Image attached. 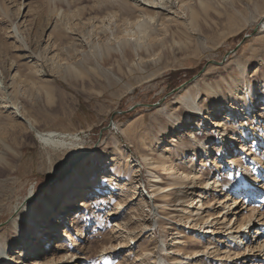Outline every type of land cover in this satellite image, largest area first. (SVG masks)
Masks as SVG:
<instances>
[{
    "label": "rangeland",
    "instance_id": "1",
    "mask_svg": "<svg viewBox=\"0 0 264 264\" xmlns=\"http://www.w3.org/2000/svg\"><path fill=\"white\" fill-rule=\"evenodd\" d=\"M156 1L0 0V151L15 154L0 174V239L15 219L31 227L0 264H21L13 257L20 245L31 264L35 230L42 264H264V0H212L195 25L188 15L198 0ZM120 7L142 14L150 33L129 37L135 26L123 23ZM170 30L190 48L171 46ZM122 39L133 51L151 43L157 52L120 60L132 70L121 75L115 56L100 65L96 46L114 45L121 56ZM75 64L99 74L61 71ZM10 123L14 140L5 134ZM50 130L72 136L67 153L37 139ZM76 169L90 177L81 194L71 187ZM62 181L69 187L41 210ZM86 197L78 222L63 218V206ZM56 216L60 224L51 225ZM49 226L56 237L42 244Z\"/></svg>",
    "mask_w": 264,
    "mask_h": 264
},
{
    "label": "bare ground",
    "instance_id": "2",
    "mask_svg": "<svg viewBox=\"0 0 264 264\" xmlns=\"http://www.w3.org/2000/svg\"><path fill=\"white\" fill-rule=\"evenodd\" d=\"M147 1L151 4V7L154 6V5H156V4H160L157 1L155 2V0H147ZM161 4L162 5H165V3H161ZM197 4H199V6L197 5L196 8H192L190 10V12H189V15H188V19H189V22L191 23V25H195V22L198 20V16L200 14L207 15L208 14V11L213 7L212 0H198V3ZM229 4L231 6H233V7H237L238 6V4L236 6V0H230ZM107 8H108V5H105V6H99V7H92L89 10L92 11L93 13L99 14V13L105 11ZM143 9L144 10H142V11L144 12V14L149 19H153L154 14L150 13V10L147 7L143 8ZM118 11H119V14H121V15L125 14V15H127L129 17V19L128 18L123 19V23L124 24H127V20H130V18H131V21H133L132 23L135 26V29H133V27L130 28L131 30L133 29V31L130 30L132 32V34L127 33V35L129 34V37L130 36H134L135 34H137V35H139L141 33L144 34L145 31H146V29L147 28L148 29L150 28V25L146 21L143 22V23H141V21H139L140 20V17L142 16V14L141 15H140V13L135 14V12H134L133 9H128V8H125V7L124 8L123 7H120L118 9ZM225 14H226V17L227 18L228 17L230 18V16L232 14H234V11H227ZM198 30L200 32H202V33L205 32V28H203L202 26H200ZM150 31H151V29L148 30L149 33H150ZM62 33H63V31H60V41L65 39V36L62 35ZM149 33H148V35H149ZM169 35H170L169 38H170L171 46H173V44H178L179 43L177 47H178V50H181V51H186V50H188L190 48L188 44L182 45L183 42H180L179 33L178 32H175V30H172V31L170 30L169 31ZM141 38H143V37H141V36L140 37L139 36L137 37L138 40L141 39ZM117 44H118L117 47L120 50V55L121 56H118V54H117V48H115L116 46L114 47V45L107 44V43H103V44H98L96 47L98 48V51L100 52L99 54H101V56H100V65L103 66V65L107 64L109 62V60L112 59L115 56L118 60L116 59L117 64H116L115 67L113 66L114 67L113 69L116 72H118L119 74H121V75H127L128 73L132 72V70L130 69L128 73L127 72H123V70H122V68H123L122 65L123 64L121 65L120 60H124V62H125V60H129L131 57H134L135 55L138 56V57H143L144 54H146L147 57H148V56L154 55V52L155 51L157 52L156 45L155 44H151V43L146 48H144V49L141 48V50L136 49L135 51H133V45L134 44L132 42L128 41V39L127 40L126 39H122V42L120 44L119 43H117ZM95 51L97 52V50H95ZM165 53H167V52H164V54ZM85 66L80 65V64H75V66L74 65L68 66V67H66V69H61V71H65V75L66 76L68 75L71 78L73 77V79L74 78H77V77L78 78L79 77L82 78L83 75H87V76L88 75H91L92 72H94L96 75L99 74V72L98 71H95L94 68H93V70H89V69H85L84 68ZM102 66H99V67H102ZM53 70H54V72H56V74H59L57 72V69L56 68H53ZM100 75L103 76V78L109 79V78H107L108 77L107 75L104 76L101 73H100ZM0 87H3V80L1 79V77H0ZM46 91H47V93H46L47 95H49L51 93V91H48V89ZM185 97L186 96L183 95V98H185ZM12 104L15 105L14 103H12ZM262 109H264V108H262ZM15 110H17V109H15ZM26 116L27 115L24 116L23 122L26 123V125L31 129L32 127H34V125H33L32 121L29 118H27ZM199 125H200L199 122L196 120L189 127L190 128L195 127V126L196 127H199ZM13 126H14V124L12 125L11 123L9 124V126L7 125V129H6V132H5V134H8V137L10 139H13L14 138V135H15V130L12 128ZM186 131L187 130L184 129V128L183 129H179L178 131H175L174 132V135H172L170 137L171 138L170 140H173L176 137L184 136L187 133ZM36 135H37V139L44 146L50 147L52 149L63 150L64 153H67L65 151L70 150L71 147H72L71 141H67V140H71L72 139V136H70V135H67V134H64V133H59V132H56V131H53V130H50V131H37L36 132ZM58 155L60 156V153ZM4 156H5L4 155V152L0 151V174L1 173H8V172H10L11 168L13 167V166H11L9 164L10 162L7 163L5 159L8 158V157H10L11 160H14V158H15V154H13V153L12 154L11 153H7V157L6 158ZM74 162L75 161H73L72 164ZM95 170H96L97 173L98 172L100 173L102 171L100 169V167L99 168H96ZM91 172H93V170ZM73 176H74L73 177L74 182H73V184H72L71 187H73L74 190H78L79 191L78 193L81 194V190L85 188V186H86L85 183H86V181L90 177L89 178L87 177L88 179L83 180L84 177L81 176V174L79 173V170H77V169H76L75 172H73ZM96 178H97V182L96 183L98 184V182H99V180H98L99 176L97 175ZM68 187H69V182H65V181L59 182L57 184V186H55L54 192L51 195L52 197H50L49 200H44V201L42 200V206L40 205L41 206V210H45V212H48L49 209L56 202L57 197L61 194V192H64ZM235 189L236 190H239V191H236V194L237 193H242L241 192V189H238V188H235ZM74 193H76V192H74ZM91 194H93V193H91ZM89 201H91V199H88V197L82 198L81 200H78L77 202H74L72 204H69L67 206V209L68 210H65L66 207L64 208V206H63V208H61L59 211L61 213L63 211L65 212V214L63 215V218H66L67 216H70V215L72 217H74L75 216L74 214L76 213L75 210H77V209L79 210L81 207L87 205V202H89ZM66 204H68V203H65L64 205L66 206ZM28 209H24L23 212H22V214L25 217H27V214H29L28 211L30 209L29 210ZM44 214L42 215V217L44 216ZM61 220H62V217L60 218V217H57L56 216V217L50 219V224L51 225L52 224L59 225ZM73 221L78 222V220H76L75 217L73 218ZM70 227H72V226L70 225V222H68L65 225V227H64V229H65L64 231H66ZM241 227H242V224L240 223L238 229H240ZM48 229H49V232L47 231L46 238L43 239V240H40V242L42 244H46V242H48L50 239H53L54 237H56L55 236V233H54V228L51 226ZM30 231H31V227H29V225L22 224V222L21 221H18L17 219L13 220L12 223H11V225H10V228L7 229V232L5 233L6 235H8V238L9 239L8 238L7 239H3V240L0 239V254H1V252L5 248L11 247L16 241H19V237L20 236H23V235H21L22 233H24V235L27 236V235H29ZM233 231L239 233V232H241V229L240 230H233ZM240 236L237 237L238 238V242H239V247H241V244H242V239H241ZM36 239H37V236H36V230H35V232L33 234V237H31V239H28L30 241L31 248L29 249V253H28L27 256L31 257V260H32L31 264H42V263L37 262L36 259H35V257H37L39 255V250L37 248H35V250H32L33 245L35 246V244H37ZM199 241H197V242H199ZM40 242H39V244H40ZM205 245H206V239H205V241L201 245L198 244V246H200V247H204ZM56 248H60V247L57 246ZM237 248H238V246H237ZM243 248H245V244H243ZM22 249H23V246L20 245L19 249H17V251H16V254H13V257L14 258H18L17 260L19 262L21 260H23L21 262V264H23L25 262V260H26V258H25L26 255L24 257H22V253H21ZM40 250L41 251H45L43 247H41ZM214 251L217 252V251H219V249L215 248ZM196 253H198V252L197 251H194V254H196ZM71 256L72 255H70V258H71ZM40 257H41V255H39V258ZM0 259H1V255H0ZM29 260H30V258H29ZM47 262L48 263H46V264H57L53 260H51L50 262L47 260ZM233 263H235V262H233ZM43 264H45V263H43ZM224 264H227V263L224 262Z\"/></svg>",
    "mask_w": 264,
    "mask_h": 264
},
{
    "label": "water",
    "instance_id": "3",
    "mask_svg": "<svg viewBox=\"0 0 264 264\" xmlns=\"http://www.w3.org/2000/svg\"><path fill=\"white\" fill-rule=\"evenodd\" d=\"M75 162H76V161H75ZM75 162H74V163H75Z\"/></svg>",
    "mask_w": 264,
    "mask_h": 264
}]
</instances>
